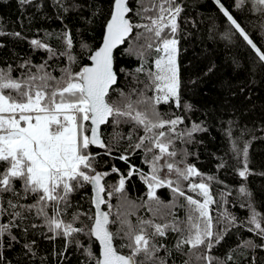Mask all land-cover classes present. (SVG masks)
I'll use <instances>...</instances> for the list:
<instances>
[{"label":"snow or ice","instance_id":"1","mask_svg":"<svg viewBox=\"0 0 264 264\" xmlns=\"http://www.w3.org/2000/svg\"><path fill=\"white\" fill-rule=\"evenodd\" d=\"M26 2L28 0H21V3ZM244 2L236 0V7H241ZM215 3L236 32L254 50L258 61L264 63V51L253 42L220 0H215ZM254 4L264 12V0H254ZM132 11L128 0H115L101 46L89 52L87 59L90 63L78 71H73L72 67L77 63V57L70 51L73 40L69 32L63 34L65 51L60 53L39 40L31 41L33 46L45 49L50 59L57 55L67 57L68 65L61 69L59 77L47 71V61L40 65L25 61L19 67L28 71L16 77L12 75L10 65L7 69L0 68V165H5L0 170V216L8 214L12 218L24 219L25 212L31 213L35 209L36 215L44 219L49 231L64 237L83 233L85 228L64 223L60 215L71 207L69 195L72 192L85 184L92 185L96 211L90 217L93 224L87 229V235L99 241L100 254L97 256L93 253L90 246L85 248L84 264H168L172 249L158 240L166 237L169 231L178 234L174 245L176 252H182L184 245H189V251L192 252L201 246L211 250L214 244L220 243L228 230L225 228V232L221 233L214 231L209 206L215 201L207 183L188 184L192 192H198L203 197L202 202L191 195L186 196L181 187L182 181L202 174L194 165L185 163L183 157L187 155L186 150H177L175 143L177 140L187 142L193 132L203 129L193 125L191 129L178 131L177 126L183 123L184 118L174 115L165 119L158 109L162 103L170 102L177 108L181 107L179 41L176 35L179 31L178 17L183 9L177 0H147V6L145 0H140L136 15L146 21L143 23L131 21L127 14ZM134 29L137 31L133 35ZM14 35L19 36V33ZM226 38H230V34H226ZM126 41L128 47L125 48V54L134 56L139 64L132 71L124 68L119 71L130 76L136 85L143 84V89L133 87L129 92L115 87L118 75L113 55L114 49ZM81 47L88 46L82 44ZM153 51L156 58L150 63ZM32 67L36 68L35 72L31 71ZM140 74L144 75L146 82L139 80ZM149 90L154 93L152 96L145 94ZM112 93H118L119 98L112 100ZM184 109L190 111L191 105H184ZM109 123L114 127L122 123L133 125L127 136L128 147L116 158L127 163L130 154L142 150L143 162L149 166V172L129 165L127 176L121 173L118 183L111 186V190H106L102 181L110 173L96 171L95 164L100 153L93 155L90 149L96 146L104 150V155H112V149L102 138L101 132V126ZM138 128H142L144 134L133 142ZM122 138L116 136L113 139L118 144ZM178 156L182 158L177 160ZM244 156V168L239 172L241 177L248 175L246 148ZM181 164L184 166L181 167ZM165 170L168 174H175L176 179L162 177L161 173ZM111 173H120V170L113 165ZM134 174L139 175L147 186V200L139 207H146L151 218L138 216L133 223L129 219L133 213H121L117 208V218L110 220L112 196L126 199V181ZM16 182L21 184L23 196L17 191ZM164 187L175 196L186 199L189 206L186 223L175 218L171 211L175 207L174 202L165 204L157 195V189ZM240 191L245 192V189L242 187ZM105 193L108 200L104 198ZM5 194H11L17 202L8 199L5 207ZM29 195L36 197L34 203H19L21 198L26 199ZM102 204H107L109 211H102ZM49 207L52 208V216L48 215ZM79 215H74L73 220L79 219ZM168 217H173L170 222H156L157 219L167 221ZM224 219L229 226H235V217L228 214ZM117 222L120 228L112 232L109 225ZM247 223V230L264 240V216L255 208L251 209ZM14 227L18 225L13 223V219H9L8 223H0V249L4 246L6 234L12 241L16 240L12 235ZM117 237L128 241L120 245V249H129L127 255L114 246ZM25 247L30 248L29 245ZM78 247L83 246L78 243ZM239 247L264 248V243L257 244L255 240L248 239L243 240ZM162 249L166 253L164 257L158 255ZM196 259H203L207 264H213L215 259L220 264L219 259L212 256H197ZM231 259L229 255L227 260ZM2 260L3 253L0 251V262ZM227 260L224 264H227ZM184 264H190V261L185 260Z\"/></svg>","mask_w":264,"mask_h":264},{"label":"trees","instance_id":"2","mask_svg":"<svg viewBox=\"0 0 264 264\" xmlns=\"http://www.w3.org/2000/svg\"><path fill=\"white\" fill-rule=\"evenodd\" d=\"M112 3L113 0H28L26 3H21V0H0V33H3L0 35V68L7 69L10 65L12 75L16 77L28 71L19 67L25 61H30L31 65L47 61V71L59 77L61 69L68 65L67 57L57 55L50 59L45 49L33 46L31 41L39 40L60 53L65 51L63 34L69 32L73 40L70 51L77 57V63L72 67L73 71H78L88 63L89 52L99 45ZM177 3L183 9L178 17L179 31L176 35L179 41L181 107L177 108L170 102L162 103L158 109L165 119L174 115L184 118L183 123L177 126L178 131L191 129L193 125H199L203 129L193 132L189 141L177 140L175 143L177 150H186L187 155L183 157L185 163L194 165L202 174L182 181L181 187L186 196L191 195L202 201L203 197L198 192H192L188 184L207 183L215 201L209 206L214 231L221 233L225 232V228L228 230L220 243L214 244L211 250L201 246L190 252V246L184 245L182 252H176L174 245L179 237L171 231L166 237L159 238L158 242L172 249L168 264H184L185 260H189L190 264H207L203 259L197 260V256H212L218 258L220 264H224L229 255L232 259L227 260V264H264V248L239 247L243 240L248 239L255 240L257 244L264 243V240L247 230L252 208L264 216V63L258 61L254 50L224 17L215 0H177ZM220 3L264 51V12L258 9L254 0H245L239 8L236 7V0H220ZM128 5L133 9L127 14L133 23L146 22L136 15L140 0H129ZM136 31L133 30V35ZM15 33H19V36L14 35ZM226 34H230V38H226ZM82 44L88 47L82 48ZM126 47L127 41L114 51V67L118 75L115 87L125 92L133 87L143 89V84L136 85L130 76L119 71L121 68L132 71L139 64L134 56L125 54ZM155 58L156 53L153 51L150 63ZM31 71L35 72L36 68L32 67ZM139 80L145 81L143 74L139 75ZM145 94L152 96L154 93L149 90ZM118 98V93L111 94L112 100ZM184 105H191V110L185 111ZM132 129L133 125L130 123H122L118 127L111 123L102 125L103 139L112 149V155H104V150L98 147L92 146L90 149L93 155L100 153L95 168L101 172H110L109 177L114 178L115 185L119 173L109 171L113 165L124 174L129 165H134L145 173L149 172V166L143 162L142 150L130 154L127 163L116 158L128 147L127 136ZM143 134V129L138 128L133 142ZM116 136L123 137L118 144L113 139ZM245 148L248 175L241 177L239 172L244 168ZM181 158L178 156L176 159ZM180 166L183 167L184 164ZM3 167L5 165H0V170ZM161 175L176 179L175 174H168L166 170ZM208 177L212 179L209 180ZM15 187L23 196L21 184L16 182ZM105 187L106 190H111L107 184ZM145 187L135 175L128 179L124 194L126 199L113 195L110 200L113 205L110 220L117 218V208L121 213H133L129 217L133 223L138 216L151 218L146 207H139L147 200ZM242 187L245 192L240 191ZM157 195L165 204L174 202L175 207L171 211L175 218L186 223L189 206L184 197L175 196L167 187L158 189ZM8 199L17 202L11 194H5V207ZM108 199L105 193V200ZM35 200L34 195H29L26 199L21 198L19 203L32 204ZM69 202L71 207L61 212L60 219L64 223H71L75 228H85V232L75 233L71 237L49 231L44 219L36 215L35 209L31 213L25 212L24 219L12 218L8 214L0 216V223H8L9 219H13V223L18 225L12 228L15 241L7 234L3 238L4 246L0 249L3 260L0 264H84V249L89 246L98 256L95 239L87 235L93 213L90 185L85 184L72 192ZM60 207L63 209V204ZM105 208L109 211L107 204ZM47 211L49 216L53 215L51 207ZM76 214H80L79 219L74 221L73 216ZM228 214L236 218L234 227L229 226L224 219ZM172 218L168 217L167 221L157 219L156 222H170ZM109 228L116 232L120 224H110ZM77 242L83 247H78ZM127 242L119 237L114 239L118 249ZM120 251L128 254L129 249L123 248ZM158 255L164 257L166 253L162 249ZM213 264H217L215 259Z\"/></svg>","mask_w":264,"mask_h":264},{"label":"water","instance_id":"3","mask_svg":"<svg viewBox=\"0 0 264 264\" xmlns=\"http://www.w3.org/2000/svg\"><path fill=\"white\" fill-rule=\"evenodd\" d=\"M129 1V0H128ZM114 4H115V0H113V3H112V9H111V13H112V11L114 10ZM129 6V5H128ZM111 13H110V16H109V18L107 19V21H106V24H107V22H108V20L111 18ZM106 24H105V26H106ZM105 26H104V30H103V34H102V37H101V41H100V43H99V45L93 50V51H95L97 48H99L100 46H101V44H102V40H103V36H104V32H105ZM118 47H120V46H118ZM117 47V48H118ZM114 51H115V49H114ZM114 51H113V55H114ZM90 63V61L88 60V63H86V64H84V65H88ZM83 65V66H84ZM102 127V126H101ZM103 138V137H102ZM94 147H96V146H94ZM96 171H100V170H96ZM101 172V171H100ZM102 183H104V181H102ZM90 185V184H89ZM104 195V194H103ZM93 196H94V192H93V189H92V185H90V203H91V206H92V208H93V216H94V214H95V211H96V209H95V205H94V203H93ZM104 198H105V196H104ZM101 210L102 211H107L105 208H104V204H102L101 205ZM92 224H93V220H92V222H91V226H92ZM90 226V227H91ZM93 237V236H92ZM94 239H95V241H96V243H97V245H98V256H99V254H100V245H99V241L98 240H96V238L95 237H93ZM114 246H115V244H114ZM122 253V252H121ZM122 254H125V253H122ZM125 255H127V254H125Z\"/></svg>","mask_w":264,"mask_h":264},{"label":"flooded vegetation","instance_id":"4","mask_svg":"<svg viewBox=\"0 0 264 264\" xmlns=\"http://www.w3.org/2000/svg\"><path fill=\"white\" fill-rule=\"evenodd\" d=\"M109 171H111V169H110ZM128 171H129V169L126 170V171H124L125 174H124L123 172H122V174H124L125 176H127ZM103 172H107V170H103ZM109 173H110V172H109ZM120 174H121V171H120L119 175H117L118 180H119V178H120ZM134 175H135L137 178L140 179L139 175H136V174H134ZM140 180H141V179H140ZM141 181H142V180H141ZM142 182H143V181H142ZM104 183H105V186H106V184H107L108 187H111V186L115 185L116 181L114 180L113 177H109V176H107V177H105V179H104ZM117 183H118V182H117ZM145 186H146V185H145ZM145 190H146L145 195H147V186L145 187ZM157 192H158V189H157Z\"/></svg>","mask_w":264,"mask_h":264},{"label":"rangeland","instance_id":"5","mask_svg":"<svg viewBox=\"0 0 264 264\" xmlns=\"http://www.w3.org/2000/svg\"><path fill=\"white\" fill-rule=\"evenodd\" d=\"M202 201H203V200H202ZM202 201H201V202H202Z\"/></svg>","mask_w":264,"mask_h":264}]
</instances>
